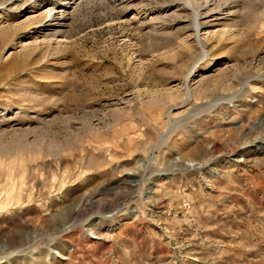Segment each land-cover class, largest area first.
I'll use <instances>...</instances> for the list:
<instances>
[{
    "label": "rangeland",
    "instance_id": "rangeland-1",
    "mask_svg": "<svg viewBox=\"0 0 264 264\" xmlns=\"http://www.w3.org/2000/svg\"><path fill=\"white\" fill-rule=\"evenodd\" d=\"M0 264H264V0H0Z\"/></svg>",
    "mask_w": 264,
    "mask_h": 264
},
{
    "label": "bare ground",
    "instance_id": "bare-ground-1",
    "mask_svg": "<svg viewBox=\"0 0 264 264\" xmlns=\"http://www.w3.org/2000/svg\"><path fill=\"white\" fill-rule=\"evenodd\" d=\"M208 1V0H207ZM69 4H70V2H65L63 5H62V8H61V10H59V11H61V12H65V14H58L59 12H57V11H53V8L50 10V12H49V14H48V20H47V22L45 23V27H49L51 30H56V31H61V28L64 26V24H65V20H67L66 18H67V12L65 11V10H67L68 8H70L71 6H69ZM78 5V4H77ZM208 9V8H207ZM211 9V8H210ZM209 9V10H210ZM60 12V13H61ZM196 12V11H195ZM199 12V11H198ZM201 13V12H200ZM204 13V12H203ZM211 13V12H210ZM209 14V13H208ZM207 15V14H206ZM206 15H204V16H206ZM212 15V14H211ZM196 16H197V18H198V16H199V13H196ZM200 17V16H199ZM201 21H203V20H201ZM205 23V22H204ZM207 23V22H206ZM203 23H199V20H197V22H196V29H195V31L196 32H198L199 31V29H200V26L202 25ZM47 30V29H46ZM55 31V32H56ZM190 96V92L189 91H187V98ZM179 157V159L181 160L182 158H181V156L179 155L178 156ZM194 160H189L188 161V163H187V166L188 167H192L193 165H194ZM187 167V168H188Z\"/></svg>",
    "mask_w": 264,
    "mask_h": 264
}]
</instances>
